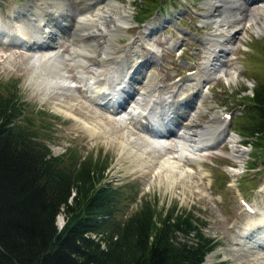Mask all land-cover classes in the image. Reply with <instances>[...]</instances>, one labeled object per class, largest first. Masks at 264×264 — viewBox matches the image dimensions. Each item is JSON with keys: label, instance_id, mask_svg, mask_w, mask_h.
<instances>
[{"label": "rangeland", "instance_id": "rangeland-1", "mask_svg": "<svg viewBox=\"0 0 264 264\" xmlns=\"http://www.w3.org/2000/svg\"><path fill=\"white\" fill-rule=\"evenodd\" d=\"M30 1L33 2L0 0V22L12 29V39L16 42L17 25L23 23L26 28L29 25L26 10L37 11ZM98 1L101 3L97 7L105 11L108 7L105 0ZM167 2L163 10L144 21L149 15L144 17L145 11L152 8L148 0H114L111 14L119 16L125 12V28L111 27L112 22L104 21L110 27V35L106 36L110 40L109 48L104 55H101L102 45L95 41L86 38L81 44L88 50L84 56L87 64H98L100 56L107 58L103 68H99V74L111 64V58L126 55L127 62L131 61L136 44L152 49L150 51L159 56L154 58L151 53L144 54L143 74L131 83L140 89L145 81L144 75L152 74L153 95L160 93L161 88L169 94L178 91L181 83L205 78L200 81V95L196 93L180 100L182 104H188L186 110L189 106L191 108L181 114L178 121H182L184 127L196 124L190 127L194 138H198V131L205 124L208 125L205 135L200 136L206 138L212 135L225 113H230L231 117L224 118L227 134L223 133L214 147L201 150L206 152L200 154L201 160L178 159L173 138L162 146L153 147L149 144L152 139L133 122L120 124L114 121L116 114L107 113L103 106L101 108L90 101L81 91L74 67H68L70 87L59 84L56 89L49 85L46 75L38 71L44 70V65L32 75L36 67L30 65L31 53L35 51L27 52L14 45L4 46L0 51V88L16 91L28 114L32 113V123L35 128H40L39 132L52 154L70 150L81 159L90 157L94 162L108 163L106 183L114 187L125 186L128 195L120 206L118 217H126L137 209L142 199L162 212L177 204L178 209L192 211L198 216L204 222V234L218 241L217 247L206 255L202 264H264V245H259L264 243V230L258 228L253 232V235L262 236L255 243L251 236L242 239L246 229H255L262 221L258 212L248 213L240 202L242 198L251 202L264 216V156L260 154L263 150L248 143L252 139L248 136L249 131L243 128L250 127V118L253 119L251 98L258 83L264 82V1L238 0L236 6H232L229 0ZM212 4L218 5L216 11L212 12ZM97 13L99 11L94 14ZM209 14L212 17L216 14V19ZM141 18L143 22L138 23ZM218 20L221 21L220 27L215 23ZM221 24L236 29V33L226 35ZM62 27L65 33L58 30L54 37L60 53L65 54L70 51L71 39L65 25ZM215 32L219 37L214 35ZM221 36L227 41L222 44V47H228L224 53H218L215 48L214 40L223 39ZM99 43L102 44V39ZM212 51L225 62L216 78L209 66L213 62ZM39 63L43 64L36 62V66ZM65 63L71 64L70 58L67 57ZM230 72L237 75L229 79L227 73ZM195 102L201 106L198 111L192 108ZM232 134L237 136L233 147L228 141ZM234 170L238 171L235 175L232 174ZM130 189L137 194L136 198H131ZM59 214L62 219L57 217V224L61 228L65 219L63 213Z\"/></svg>", "mask_w": 264, "mask_h": 264}, {"label": "trees", "instance_id": "trees-1", "mask_svg": "<svg viewBox=\"0 0 264 264\" xmlns=\"http://www.w3.org/2000/svg\"><path fill=\"white\" fill-rule=\"evenodd\" d=\"M167 1L148 0L144 20ZM251 104L253 119L243 128L264 156L263 81ZM31 114L15 90L0 88V264H202L217 247L204 222L177 204L162 212L142 199L118 217L128 195L106 183L108 163L70 150L52 154Z\"/></svg>", "mask_w": 264, "mask_h": 264}, {"label": "bare ground", "instance_id": "bare-ground-1", "mask_svg": "<svg viewBox=\"0 0 264 264\" xmlns=\"http://www.w3.org/2000/svg\"><path fill=\"white\" fill-rule=\"evenodd\" d=\"M229 1L232 6H236L238 2V0ZM30 2L32 5H34L33 7L37 8V11L26 10L27 15H29V25L28 28H26L23 23L17 25V42H13L14 40L12 38L14 35L11 34L12 29L0 22V51L4 50V46H10L11 44L22 47L27 52L35 51L34 53H31L30 65L32 68L36 67L33 70L32 75H36L37 68L41 65H44V70L38 71L42 72L43 76L46 75V81L49 83V85L54 86L56 89L59 84L65 87L71 86L72 83L68 81V67H74V76L80 80V89L82 92H85V96L90 101L97 105L101 104L105 106H113V104L117 103V107L121 108V110L114 108V113H116V116L113 118V120L117 121V123L127 124V122L132 123V121L137 119H141L142 122L150 120L154 123H157L161 130L167 132L165 121L168 117H170V119L167 121L172 124L170 120L176 119V110L173 108L174 105L178 103V98H181L182 96L189 98V95L192 96L196 93L200 95V81H203L205 78L196 79L190 83H181V85H179L177 88L178 91L175 90L172 92V94H170L171 92L168 94L161 89L160 93H155L153 95L151 89V80L153 79V76L152 74H146L144 75L145 81H142L143 89H135L134 86L130 84V81L132 79H138L140 75L142 76L141 69L143 67V63L145 62L144 54L146 55V53H151L154 58L159 56L155 52L150 51L152 49L149 50L144 47L142 48L140 44H136L134 47V56L132 57L133 59L131 61L129 60L127 62L128 59L126 55L117 58H111V64L106 70L104 69L101 74H99V68H103V63H105L107 60L106 57L100 56L98 64H92V66L87 64L84 56L85 54L87 55L88 50L83 44H81L83 39L87 38L89 41H95L97 44L102 45L100 48L102 51L101 55H104L105 50L109 48L107 45H109L110 41L106 37L110 35V32H108L110 27L106 26L104 21L108 20L109 22H112L111 27H117L120 29L125 28L124 25H126L127 22L123 20V18L126 17V13L120 12L121 14L118 13L119 16L116 14L113 16L111 14L112 8L115 5L114 0H105L108 6L105 11H101L100 8L97 7V5L100 3L98 0H74L73 3H71V0H58L57 2H52V0H33V2ZM217 6L218 5L215 4L211 5L210 8L212 12L216 11L218 8ZM96 11H99V13L94 14ZM239 13L238 16L240 15ZM215 15L212 17L209 14V16L212 18H215ZM55 20H57L58 23L59 21L61 23H65L64 25L65 30L67 31L66 33L68 34L69 39H71V41L69 40L71 47L68 53H60L61 51L56 46L54 36H57L58 29L55 27ZM220 22L221 21L218 20L215 23L220 27ZM61 23L59 24L63 25ZM69 23L70 27H68ZM120 24L123 26H120ZM221 28L223 33H226L228 36L234 35L236 33V29L231 28L228 25L221 24ZM85 30L89 31L83 33ZM216 31L218 32V30ZM218 33L215 32L214 35L219 37ZM221 38L223 37L221 36ZM101 39L102 44L99 43ZM214 42L216 44L215 48H218V53H224L228 48L227 46L222 47V44L227 43L225 38L214 40ZM218 53L214 52L212 58L213 62L209 64L211 69H213L212 74L215 78L218 77L217 73L221 71V67L225 63L223 60H221V58H219ZM67 57L70 58L71 64L67 65L65 63ZM36 62H43V64L39 63L38 66H36ZM86 70H88L90 74H88ZM227 74L229 79H233L234 74L237 75L236 72H234V74L231 72ZM99 84H102L101 87ZM131 91H135L133 93L134 95H131L127 100ZM123 97H126V99ZM148 97L152 98L148 99ZM198 104V102H195L192 108L196 109L197 111L200 110L199 108L201 106ZM181 112L182 115L185 113L184 107L181 109ZM178 116L179 115H177V117ZM182 125H184L183 122H181L179 126H176L177 129L175 126H173L175 129H172L173 131L171 134H168L165 137L162 135L158 136V139L152 138L153 136L147 135V133L146 135L152 139L149 144L153 147H159L164 143H168V139L173 138V145L176 148L174 150L176 157L180 160L184 159V161L188 162H197L201 160L200 154H206V152H202L201 150H208L209 148L217 145V141L220 140L222 134L225 133L224 118L221 119L220 124L215 127L212 135L206 138L201 137L202 135H205V130L208 128V125L205 124L203 129L198 131V138H194L192 136V131H190V127H194L196 125L195 123H193V125L189 124L190 126L185 127ZM226 134L227 132L225 135ZM236 138L237 136L235 134H232L228 138V141L232 143V147L233 145H236ZM189 141L193 144L189 143ZM236 172L238 171L234 170L232 174L235 175ZM257 212L258 216L260 217L259 220L262 222L256 226L255 229H246L242 235V239L251 236L254 243L262 237L253 235L255 233L254 231H257L258 228H262L264 230V216L262 213H260L259 208ZM58 219H62L61 214L58 215ZM254 236H256V239L253 238ZM259 245L263 246L264 243H259Z\"/></svg>", "mask_w": 264, "mask_h": 264}]
</instances>
